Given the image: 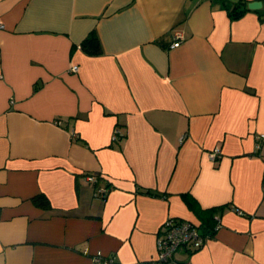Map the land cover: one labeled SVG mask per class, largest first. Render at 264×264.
Segmentation results:
<instances>
[{
  "label": "crops",
  "instance_id": "obj_1",
  "mask_svg": "<svg viewBox=\"0 0 264 264\" xmlns=\"http://www.w3.org/2000/svg\"><path fill=\"white\" fill-rule=\"evenodd\" d=\"M233 1L0 0V264H154L168 217L210 237L165 264H264V0Z\"/></svg>",
  "mask_w": 264,
  "mask_h": 264
},
{
  "label": "built area",
  "instance_id": "obj_2",
  "mask_svg": "<svg viewBox=\"0 0 264 264\" xmlns=\"http://www.w3.org/2000/svg\"><path fill=\"white\" fill-rule=\"evenodd\" d=\"M2 27V25H0ZM175 42L173 47H177L180 44V39H182V33L180 30L174 31ZM77 65H72L71 70L77 71ZM119 130L115 129L113 137H117ZM258 139L264 140V134L259 135ZM259 147V143H258ZM220 156V150L218 148L214 149L209 153V158L215 160ZM88 181H96L97 176L94 174L86 175ZM104 192L102 189H98L96 194H101ZM216 218H218L216 216ZM219 224L215 225L217 228ZM210 237L209 233L203 232L201 228L192 223L189 220L180 219L176 217H168L162 223L159 233L156 235V253L153 259L154 264H165L169 260L173 259L176 251L181 247H190L192 249H198L204 245L205 241ZM93 261L96 264L106 263L102 259L101 252H97L93 256ZM178 264H192L191 261H181Z\"/></svg>",
  "mask_w": 264,
  "mask_h": 264
},
{
  "label": "trees",
  "instance_id": "obj_3",
  "mask_svg": "<svg viewBox=\"0 0 264 264\" xmlns=\"http://www.w3.org/2000/svg\"><path fill=\"white\" fill-rule=\"evenodd\" d=\"M247 4L248 2L246 0L233 1L232 6L228 9L229 16L235 18L241 15L245 10H248ZM82 46L90 52H99L101 50L100 41L94 32H91L90 35H88L84 39ZM33 201L34 203L42 207L49 206L47 199L42 195L34 197Z\"/></svg>",
  "mask_w": 264,
  "mask_h": 264
},
{
  "label": "water",
  "instance_id": "obj_4",
  "mask_svg": "<svg viewBox=\"0 0 264 264\" xmlns=\"http://www.w3.org/2000/svg\"><path fill=\"white\" fill-rule=\"evenodd\" d=\"M261 5L262 2L260 0H252L248 2L247 7L250 9H258L261 7Z\"/></svg>",
  "mask_w": 264,
  "mask_h": 264
}]
</instances>
